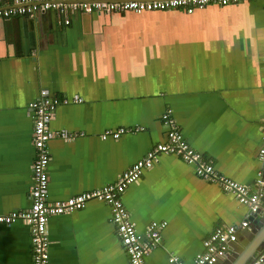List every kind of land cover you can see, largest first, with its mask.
<instances>
[{"label":"crops","instance_id":"obj_1","mask_svg":"<svg viewBox=\"0 0 264 264\" xmlns=\"http://www.w3.org/2000/svg\"><path fill=\"white\" fill-rule=\"evenodd\" d=\"M59 17H0V214L30 206L35 151L26 104L42 88L81 98L58 104L50 121L49 200L114 182L165 140L160 116L167 107L218 175L254 185L264 142V0L210 3L191 13L72 12L67 25ZM118 127L126 129L120 137L100 138ZM122 201L140 234L153 220L166 222L146 264H178L171 256L191 264L216 225L251 214L171 153L158 154ZM259 218L252 234L241 235V251L264 238ZM47 228L50 264H128L103 201L50 216ZM0 264H33L25 221L0 223Z\"/></svg>","mask_w":264,"mask_h":264},{"label":"built area","instance_id":"obj_2","mask_svg":"<svg viewBox=\"0 0 264 264\" xmlns=\"http://www.w3.org/2000/svg\"><path fill=\"white\" fill-rule=\"evenodd\" d=\"M242 1L246 0H11L7 5L0 4V17L20 15L34 17L40 12L53 11L59 14V22L67 25L70 23L72 12L131 11L140 13L142 11L181 8L187 13H191L210 3L225 5ZM80 100L81 98L77 96L72 100L67 97H58L42 88L35 99L26 104L33 118L32 144L35 151L30 167V206L25 210H12L0 214V223L11 224L17 220H23L28 224L33 264H50V238L47 228L49 217L80 209L90 199L103 201L109 206L110 221L123 246L128 264H146L145 258L160 241V229L165 226L166 222L153 220L147 225L144 234H140L129 218V213L122 201V194L129 184L138 180L143 170L152 166L160 153L174 154L184 162L193 165L195 173L199 177L217 184L224 191L233 193L236 199L249 209L250 213L259 209L261 189L264 187V142L258 151L261 167L254 185L239 183L218 175L212 162L204 159L201 153L183 138L171 107L165 108L160 116L161 123L165 128V140L155 143L144 156L123 170L114 182L64 199L49 200L47 165L50 157L47 143L55 135V131L50 127V121L54 117L58 104ZM262 127L264 131V122ZM124 131L126 129L123 127L109 128L100 134V138H118ZM60 135L65 136L66 133L61 132ZM249 224V219L245 218L237 224L216 225L203 239V250L194 257L191 264H215L220 257L224 256L228 243L236 240L238 231L241 228H247ZM263 260L264 249L250 264H260ZM169 261L182 264L177 256H171Z\"/></svg>","mask_w":264,"mask_h":264},{"label":"water","instance_id":"obj_3","mask_svg":"<svg viewBox=\"0 0 264 264\" xmlns=\"http://www.w3.org/2000/svg\"><path fill=\"white\" fill-rule=\"evenodd\" d=\"M9 1L11 0H0V4L7 5ZM260 202L261 204L259 209L256 212L251 213L248 217L250 224L247 228H244L247 232L244 230H239L236 240L228 243L227 251L225 252L224 256L218 259L222 264H230L228 261L230 255L237 257L236 262L233 264H249L250 261H253L258 253L264 249V238H261L262 234L258 235V237H255L254 241L248 245L244 251H241L242 247H240L245 246V242L241 239V235L249 236L255 231L257 227V221L254 219V217H260L258 222L262 223L264 229V187L261 189ZM260 264H264V260Z\"/></svg>","mask_w":264,"mask_h":264}]
</instances>
